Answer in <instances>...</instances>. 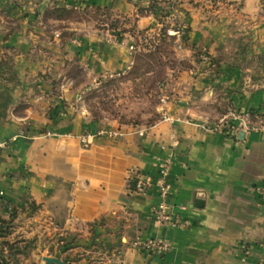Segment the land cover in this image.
Here are the masks:
<instances>
[{
  "label": "crops",
  "instance_id": "obj_1",
  "mask_svg": "<svg viewBox=\"0 0 264 264\" xmlns=\"http://www.w3.org/2000/svg\"><path fill=\"white\" fill-rule=\"evenodd\" d=\"M63 5L138 18L139 32L157 31L161 17L183 30L181 56L191 67L165 85L171 101L159 108L174 123L161 120L144 136L118 126L119 138L81 142L115 125L72 106L80 92L67 74L72 61L90 79L124 72L134 38L51 35L46 12ZM0 45L16 52L0 64V216L18 209L27 226L71 236L76 264H264V0H0ZM232 109L259 114L252 122L263 129L201 128ZM165 158L181 228L152 219ZM134 171L149 189H130ZM151 239L172 248L143 251L139 243Z\"/></svg>",
  "mask_w": 264,
  "mask_h": 264
},
{
  "label": "rangeland",
  "instance_id": "obj_2",
  "mask_svg": "<svg viewBox=\"0 0 264 264\" xmlns=\"http://www.w3.org/2000/svg\"><path fill=\"white\" fill-rule=\"evenodd\" d=\"M53 11V8L49 9L43 20L49 34L58 30L62 33L60 37L64 38L84 32L96 35L109 33L110 39L114 41L117 34L123 39L126 34L134 38L132 44L135 51L131 52L135 63L131 69L124 72L112 76L101 74L96 79H90L79 63L72 61L67 74L71 78V86L80 91L72 106L74 104L75 108L86 109L94 121L110 123L115 125L114 128H149L161 121V98L168 94L164 90L165 85L173 79H178L182 72L191 67L181 56V49L176 43L177 37L168 34L169 30H175L171 28V24L161 17L159 22L163 23V26L157 31L139 32L136 29L138 18L121 17L111 10H71L62 19L56 18V13L52 14ZM15 55L16 52L13 51L0 52V64H10ZM20 214L18 209H12L7 217L0 216L2 220L13 221L12 233L7 241L19 243L20 246L24 245L22 242L30 245L29 254L19 256L15 264H48L44 261L45 258L58 259L64 264H76L73 259L71 236L53 233L48 235L49 230L33 224L27 226V222L21 221ZM2 241L0 239V247ZM4 253L8 255V251L5 250Z\"/></svg>",
  "mask_w": 264,
  "mask_h": 264
},
{
  "label": "built area",
  "instance_id": "obj_3",
  "mask_svg": "<svg viewBox=\"0 0 264 264\" xmlns=\"http://www.w3.org/2000/svg\"><path fill=\"white\" fill-rule=\"evenodd\" d=\"M168 34L172 37L176 36L179 40L178 47L181 49V39L183 37V30L181 29H175V30H169ZM107 42H112V38L106 36ZM178 41L176 43H178ZM131 51H135V47H130ZM201 59L203 61H208L207 55H202ZM162 106L167 105L171 101V97L169 95H163L161 98ZM162 114V121L168 122V123H174L176 120L169 114H167L163 109L160 111ZM260 115L259 114H251L248 113L244 116H241V114L235 109L230 112V114L220 120L217 123H206L202 124L201 128L207 131H214V132H224L229 135L236 134L240 129H244L246 131H260L263 128L256 123H253L252 120L256 119L259 120ZM147 128H141L137 129L136 131L139 133L140 136H144L147 132ZM123 135V132L119 128H106L99 130L96 133H86L83 136L80 137L81 142L84 145L91 144V140L95 137H102L106 136L111 139L119 138ZM173 170V161L170 158H165L160 161L159 165V176L160 180L158 182V189H159V202L156 205V207L152 210V219L163 226L166 227H174V228H181L187 225L186 222L179 219L178 216H176L172 212L170 197H171V184L169 182V177L171 175V172ZM152 183L150 180H144L141 175L139 177V181L137 183V192H144L145 190L149 189L151 187ZM261 195L264 197V190L262 189ZM139 246L143 249V251L156 253L160 255L167 254L171 248L172 245L169 241L165 239H151L146 241H141L139 243Z\"/></svg>",
  "mask_w": 264,
  "mask_h": 264
},
{
  "label": "trees",
  "instance_id": "obj_4",
  "mask_svg": "<svg viewBox=\"0 0 264 264\" xmlns=\"http://www.w3.org/2000/svg\"><path fill=\"white\" fill-rule=\"evenodd\" d=\"M94 8L97 10L110 11V9H107V8H98V7H94ZM53 10L55 12L53 11L52 14L54 15L56 13V18H61V19L66 15L67 12H70L71 10L78 11V9L69 8L66 5H63L62 7H59V8H55ZM142 13L146 14L147 12L141 11L140 14L142 15ZM169 24H171L170 25L171 28H174V29L177 28V24H172V23H169ZM112 34L114 35V33ZM116 39L118 41H121L123 37L117 34ZM132 46H134V44H132ZM6 51L7 49L1 47L0 52L4 53ZM134 63H135V60L133 57L132 64L129 69H131ZM135 128H138V126H136ZM140 175H141L140 171H134L129 177L130 189L134 192H137V183L139 181ZM12 224H13L12 219L10 221L0 219V239L3 240L2 246L0 247V264H15L19 256H22V255L25 256L29 254L30 252L29 243L22 242L24 243V245L20 246L19 243H12L11 241H7L8 236H10L12 233ZM5 250L8 251V255L4 253Z\"/></svg>",
  "mask_w": 264,
  "mask_h": 264
},
{
  "label": "water",
  "instance_id": "obj_5",
  "mask_svg": "<svg viewBox=\"0 0 264 264\" xmlns=\"http://www.w3.org/2000/svg\"><path fill=\"white\" fill-rule=\"evenodd\" d=\"M44 261H46L48 264H64L60 260L54 258H45Z\"/></svg>",
  "mask_w": 264,
  "mask_h": 264
}]
</instances>
